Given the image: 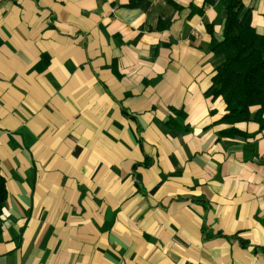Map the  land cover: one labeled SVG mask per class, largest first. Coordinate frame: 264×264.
Masks as SVG:
<instances>
[{
    "label": "crops",
    "instance_id": "obj_1",
    "mask_svg": "<svg viewBox=\"0 0 264 264\" xmlns=\"http://www.w3.org/2000/svg\"><path fill=\"white\" fill-rule=\"evenodd\" d=\"M204 2L0 0V264H264V127L223 120Z\"/></svg>",
    "mask_w": 264,
    "mask_h": 264
},
{
    "label": "trees",
    "instance_id": "obj_2",
    "mask_svg": "<svg viewBox=\"0 0 264 264\" xmlns=\"http://www.w3.org/2000/svg\"><path fill=\"white\" fill-rule=\"evenodd\" d=\"M221 1L227 11L223 35L221 39L213 36L210 43L212 52L221 57L213 77V95L221 96L226 104L223 120L232 125L258 120L264 127V32L253 25L252 9L243 0ZM223 133L242 134L235 126ZM7 195L5 180L0 177V215ZM1 225L0 219V231Z\"/></svg>",
    "mask_w": 264,
    "mask_h": 264
}]
</instances>
